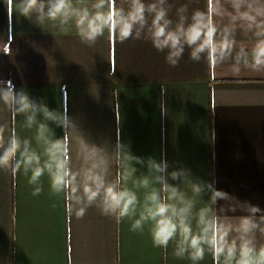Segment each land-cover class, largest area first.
Segmentation results:
<instances>
[{
    "label": "crops",
    "instance_id": "crops-1",
    "mask_svg": "<svg viewBox=\"0 0 264 264\" xmlns=\"http://www.w3.org/2000/svg\"><path fill=\"white\" fill-rule=\"evenodd\" d=\"M170 2L187 4L189 12L205 6V0ZM0 80L66 110L84 138L106 151L119 140L134 156L166 159L169 173L189 169L193 181L214 182L264 210V73L234 77L227 64L193 62L187 49L179 66L169 67L149 41L121 44L107 33L88 47L72 27L61 33L49 23L10 17L0 0ZM0 125L32 135L23 117L2 104ZM133 166L137 178L147 174L146 164ZM117 171L113 161L110 178ZM42 181L43 192L32 196L22 173L0 170V264H190L173 255L174 244L155 248L147 228L132 232L130 221L117 224L95 206L83 219L70 216L63 196L50 195L47 177ZM201 264H212L211 257Z\"/></svg>",
    "mask_w": 264,
    "mask_h": 264
},
{
    "label": "clouds",
    "instance_id": "clouds-1",
    "mask_svg": "<svg viewBox=\"0 0 264 264\" xmlns=\"http://www.w3.org/2000/svg\"><path fill=\"white\" fill-rule=\"evenodd\" d=\"M3 2L10 17L49 23L61 33L74 28L88 47L107 33L109 41L121 44L149 41L169 67H178L187 49L193 62L227 64L234 77L245 70L264 73V0H205L191 12L187 4L176 7L170 0ZM0 104L13 117L22 116V126L32 132L22 137L14 127L0 125V170L14 177L22 173L32 196L43 192L47 177L50 195H62L66 212L78 220L95 206L117 224L130 221L132 232L147 228L155 248L174 244L173 255L190 264H201L206 256L212 264H264V210L258 205L217 190L214 182L193 181L189 169L169 173L166 159L134 156L119 140L110 151L90 143L66 110L50 109L11 81L0 80ZM161 110L165 114L164 104ZM51 125L63 136L56 137ZM113 161L120 171L110 178ZM133 163L146 164L147 174L137 178ZM218 201L225 203L217 207ZM238 210L244 214H228Z\"/></svg>",
    "mask_w": 264,
    "mask_h": 264
}]
</instances>
